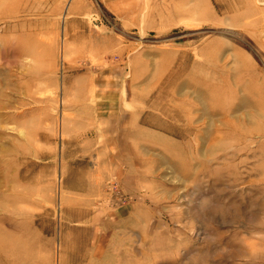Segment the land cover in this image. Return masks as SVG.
<instances>
[{"label": "rangeland", "instance_id": "1", "mask_svg": "<svg viewBox=\"0 0 264 264\" xmlns=\"http://www.w3.org/2000/svg\"><path fill=\"white\" fill-rule=\"evenodd\" d=\"M118 234L123 264H264V0H0L4 254Z\"/></svg>", "mask_w": 264, "mask_h": 264}, {"label": "crops", "instance_id": "2", "mask_svg": "<svg viewBox=\"0 0 264 264\" xmlns=\"http://www.w3.org/2000/svg\"><path fill=\"white\" fill-rule=\"evenodd\" d=\"M3 242L0 245V264H19L18 261L13 259L12 254L9 255L8 252L4 254L3 247L7 246L8 242ZM30 242V245H34L33 239ZM124 245H126L125 240L121 238L120 234H118V237L114 239L113 243H109L107 237H101L99 243L100 249H97L99 254V262L97 264H123L122 258L126 253ZM11 246L12 244H10V247ZM108 257H112L114 260L109 261Z\"/></svg>", "mask_w": 264, "mask_h": 264}]
</instances>
